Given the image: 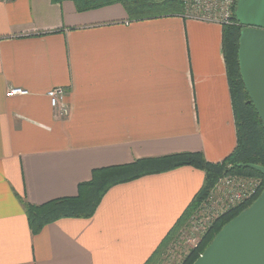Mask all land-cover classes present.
I'll return each mask as SVG.
<instances>
[{
  "label": "crops",
  "instance_id": "1",
  "mask_svg": "<svg viewBox=\"0 0 264 264\" xmlns=\"http://www.w3.org/2000/svg\"><path fill=\"white\" fill-rule=\"evenodd\" d=\"M63 87L69 113L46 92ZM10 87L26 95L7 96ZM222 27L166 16L131 21L121 4L0 0V264H145L203 185L191 166L107 190L90 218L31 234V204L75 196L94 169L236 145Z\"/></svg>",
  "mask_w": 264,
  "mask_h": 264
},
{
  "label": "trees",
  "instance_id": "2",
  "mask_svg": "<svg viewBox=\"0 0 264 264\" xmlns=\"http://www.w3.org/2000/svg\"><path fill=\"white\" fill-rule=\"evenodd\" d=\"M60 3L63 0H51ZM77 11H86L105 5L121 4L128 19L138 21L166 16H180L182 0H71ZM233 23L222 25V52L226 66L231 104L236 130V145L221 162H208L201 152H179L157 157H146L125 165L94 169L88 181L78 184L75 196L49 200L42 204H31L18 197L31 234L38 233L45 225L62 218H90L102 197L112 186L132 181L141 176L160 173L179 166H191L204 172L203 185L191 199L183 213L162 239L145 264H157L165 244L179 230L191 211L207 194L223 174H240L262 179L257 194L242 205L218 218L203 236L199 245L191 250L180 264H192L214 235L240 211L248 207L264 188V175L240 164L253 163L264 166V125L258 117L242 82L238 66V37L242 26L233 16Z\"/></svg>",
  "mask_w": 264,
  "mask_h": 264
},
{
  "label": "water",
  "instance_id": "3",
  "mask_svg": "<svg viewBox=\"0 0 264 264\" xmlns=\"http://www.w3.org/2000/svg\"><path fill=\"white\" fill-rule=\"evenodd\" d=\"M239 73L264 125V0H236ZM264 175V166L245 163ZM192 264H264V188L245 209L226 222Z\"/></svg>",
  "mask_w": 264,
  "mask_h": 264
},
{
  "label": "built area",
  "instance_id": "4",
  "mask_svg": "<svg viewBox=\"0 0 264 264\" xmlns=\"http://www.w3.org/2000/svg\"><path fill=\"white\" fill-rule=\"evenodd\" d=\"M236 0H182L183 12L180 17L229 25L233 23ZM28 91L21 87H10L6 95H26ZM50 106L58 118H64L69 108L64 100L63 87H54L46 92ZM262 186V179L240 174H223L207 194L191 211L186 221L177 231L174 241V253L177 264L201 242L213 223L232 209L251 200Z\"/></svg>",
  "mask_w": 264,
  "mask_h": 264
},
{
  "label": "rangeland",
  "instance_id": "5",
  "mask_svg": "<svg viewBox=\"0 0 264 264\" xmlns=\"http://www.w3.org/2000/svg\"><path fill=\"white\" fill-rule=\"evenodd\" d=\"M212 227V226H211ZM210 227V228H211ZM209 228V229H210ZM180 229V228H179ZM208 232V231H207ZM176 236V233L172 236V238H170L171 240H169L165 246L164 249L162 250L159 262L157 264H177L176 261V255L174 253V246L171 245V243L174 241V238ZM176 251V250H175ZM202 253V252H201ZM200 253V254H201ZM199 254V255H200Z\"/></svg>",
  "mask_w": 264,
  "mask_h": 264
}]
</instances>
